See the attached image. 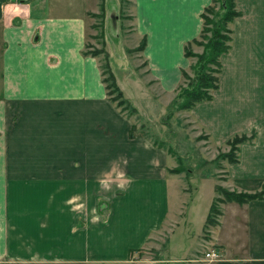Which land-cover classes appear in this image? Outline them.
I'll return each instance as SVG.
<instances>
[{"label": "crops", "instance_id": "crops-1", "mask_svg": "<svg viewBox=\"0 0 264 264\" xmlns=\"http://www.w3.org/2000/svg\"><path fill=\"white\" fill-rule=\"evenodd\" d=\"M81 1L0 0V264H125L170 217L175 161L110 99L103 57L87 52L105 11ZM130 2V25L146 38L143 55L165 91L172 88L168 110L181 86L170 82L180 84L187 72L186 46L200 39L213 0ZM236 6L219 89L182 112L209 145L255 133L237 163L223 161L225 186H218L257 193L264 188V0ZM127 101L145 113L142 99ZM221 210L207 241L219 259L205 264H264V198Z\"/></svg>", "mask_w": 264, "mask_h": 264}, {"label": "rangeland", "instance_id": "rangeland-1", "mask_svg": "<svg viewBox=\"0 0 264 264\" xmlns=\"http://www.w3.org/2000/svg\"><path fill=\"white\" fill-rule=\"evenodd\" d=\"M79 1L81 0H73ZM81 2L85 6L98 3L105 11L103 26L101 27L98 18L99 24L93 27L88 46L90 50L87 52L103 57L106 78L110 81V73L113 74L117 85L120 89L122 87L124 98H130L132 102L142 99L144 103L140 106L145 113L133 111L135 107L131 104L126 106L127 113L133 114L134 119L137 116L136 132L152 136L155 144L164 142L163 148L169 151L175 161L176 168L173 170H180V173L171 176L174 183L169 195L170 217L146 248L125 264H196V261L205 264L208 262L204 259L205 253L214 249L207 244L210 240L209 231L212 229L206 225L207 216L218 196L216 187L218 184L225 186L220 182L223 175H226L221 171L223 161L221 166H217L215 159L225 152L227 146L218 147L214 143L209 145L203 140L193 121L182 111L168 117L170 107L166 109L165 101L170 102L174 94L171 92L172 88H169V92L165 91V84L145 59L144 50H138L142 45V38L136 36L134 25H130V0ZM208 36L210 38L212 34L209 33ZM206 42L208 38L204 43ZM204 52V46L192 45L189 48L192 55H202ZM187 59L189 66L186 71L190 79L182 73L180 84L176 83L177 78L170 82L173 86L181 85L175 88L177 93L195 76L193 67L198 62V56Z\"/></svg>", "mask_w": 264, "mask_h": 264}, {"label": "trees", "instance_id": "trees-1", "mask_svg": "<svg viewBox=\"0 0 264 264\" xmlns=\"http://www.w3.org/2000/svg\"><path fill=\"white\" fill-rule=\"evenodd\" d=\"M217 7H219L218 10ZM208 14H211L210 16L212 17ZM240 15L241 13L237 10L236 0H213V4L205 10L202 15L204 20L203 30L200 36L202 40H193L185 49L186 58L198 56V62L193 67L195 73L194 79L190 80V83L186 87H182L179 90L170 105L168 117H172L179 111H191L197 104L212 100L213 93L219 89V75L223 69L221 58L231 49L233 31L230 25ZM209 33L212 34L210 38L208 36ZM207 38L208 42L204 43ZM192 45L204 46L206 52L202 55H195L194 53L192 55L189 53V48ZM145 47L146 38L142 40V45L138 47V50H144ZM93 54L98 55L97 53ZM183 74L186 78H189L187 72L183 71ZM108 79L105 78V82L110 99L118 107L122 108L123 111H126V106L130 104L125 100L124 94L117 85L112 73H110V81ZM133 111H136V109L134 108ZM134 128L130 132V136L134 135ZM254 138L255 133H252L250 136L238 135L229 140L227 142L229 151L220 153L215 159L217 166H220L222 161H227L231 164L237 163L240 145L245 142H252ZM156 145L163 148L165 143L161 142ZM172 172L178 174L180 170H172ZM216 192L219 196L214 199L207 217L206 225L208 227H214L218 224V219L222 215L221 204L229 202L246 204L252 200L264 198V188L257 193H246L230 191L221 186H217Z\"/></svg>", "mask_w": 264, "mask_h": 264}, {"label": "built area", "instance_id": "built-area-1", "mask_svg": "<svg viewBox=\"0 0 264 264\" xmlns=\"http://www.w3.org/2000/svg\"><path fill=\"white\" fill-rule=\"evenodd\" d=\"M206 259L209 262H215L219 259V255L217 251L214 250L206 254Z\"/></svg>", "mask_w": 264, "mask_h": 264}]
</instances>
